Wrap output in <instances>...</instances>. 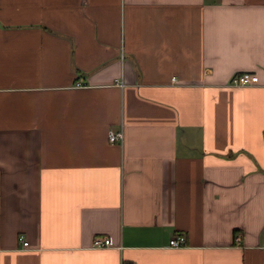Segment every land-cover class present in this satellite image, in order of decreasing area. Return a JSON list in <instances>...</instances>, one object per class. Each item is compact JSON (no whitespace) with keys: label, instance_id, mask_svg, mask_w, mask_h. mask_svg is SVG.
Listing matches in <instances>:
<instances>
[{"label":"crops","instance_id":"1","mask_svg":"<svg viewBox=\"0 0 264 264\" xmlns=\"http://www.w3.org/2000/svg\"><path fill=\"white\" fill-rule=\"evenodd\" d=\"M122 263L264 264V0H0V264Z\"/></svg>","mask_w":264,"mask_h":264},{"label":"built area","instance_id":"2","mask_svg":"<svg viewBox=\"0 0 264 264\" xmlns=\"http://www.w3.org/2000/svg\"><path fill=\"white\" fill-rule=\"evenodd\" d=\"M231 85L235 87L239 86H247L250 81L248 76L245 75H236L232 78L231 80ZM77 86H81L80 84H77ZM123 139V134L122 131L118 132H110L108 134V140L110 144H116L120 143ZM240 240V236H236V241L238 242ZM18 241L22 243L23 247H27L28 243L24 241V239L20 236L18 238ZM185 244V239L181 236L174 238L170 240L169 246L171 248H181ZM92 246L96 249H105V248H110L112 247L111 241L106 238H96L92 244ZM122 264H132V263H122Z\"/></svg>","mask_w":264,"mask_h":264}]
</instances>
